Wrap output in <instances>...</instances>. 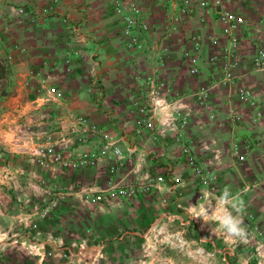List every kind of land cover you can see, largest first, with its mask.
<instances>
[{"label":"crops","instance_id":"obj_1","mask_svg":"<svg viewBox=\"0 0 264 264\" xmlns=\"http://www.w3.org/2000/svg\"><path fill=\"white\" fill-rule=\"evenodd\" d=\"M179 1L0 0L8 66L0 95V264H35L48 250L49 264H194L191 242L215 250L211 264H264V66L250 59L264 44V24L256 23L264 0H222L244 17L228 80L212 57L218 47L203 46L197 70L188 71L189 35H222L212 7L194 0L180 15ZM133 8L148 28L128 47L121 30ZM149 78L162 90L156 139L135 123ZM240 86L253 103L237 97ZM172 106L186 115L179 140L167 125ZM234 141L244 160L234 157ZM183 144L206 170L205 182L185 163ZM48 146L60 159L45 167L36 158H47ZM226 186L244 202L246 241L227 242L189 213L202 191L215 199ZM118 187L131 191L109 196Z\"/></svg>","mask_w":264,"mask_h":264},{"label":"built area","instance_id":"obj_2","mask_svg":"<svg viewBox=\"0 0 264 264\" xmlns=\"http://www.w3.org/2000/svg\"><path fill=\"white\" fill-rule=\"evenodd\" d=\"M200 6H210L213 8V10L216 13V20L218 22V28L219 32L221 33V36L215 35L213 33L208 32H196L189 35L188 40L190 43V47L193 51V53H186L187 59L190 62V67L188 71L190 73H194L198 68V52L203 46H209V47H218V51L213 54V58H216L218 60V67L220 72V77L222 80H228L232 76V70L234 66L236 65V49L237 45L239 43L238 41V29L239 27L244 23V17L243 15L231 9L228 7L225 3H223L222 0H197ZM194 0H180L176 6H173L177 8V13L180 15L188 13L194 5L192 3ZM141 13L138 9L133 8L129 13H126L123 15V25L121 33L125 38V43L128 47L135 46L138 44L139 30H146L148 28L147 22L143 20V18H140ZM177 17L175 15V12L173 13V17ZM62 20L67 23V20L65 17H62ZM256 23L258 25L263 26V19L261 17H258L256 19ZM251 59V65L253 67H263L264 66V44L257 45L254 47L253 52L250 55ZM146 88L145 93L142 95L140 100H136V110L138 113V116L135 118V123L137 127V131H139L141 128L148 129L149 136L153 139L157 138V129L154 126L153 123V108L155 105H161V99H162V90L159 87V82L156 79L149 78L148 80H145L143 82ZM205 91L200 90L197 93V97L199 101H203L205 98ZM236 95L239 99L248 101L250 103L254 102L252 91L247 88L240 86L238 87L236 91ZM260 103L264 104V97L261 98ZM258 102V101H257ZM170 115L169 119L167 120V125L170 127V129L174 128L177 129L175 131V139H180L183 132L181 131L183 129V126L186 124V115L183 113V111L178 106H172L170 109ZM87 126L93 130L102 132V128L97 126L93 122H88ZM180 148L184 154V160L185 163L188 164L191 168V171L193 174H195L201 182H205L209 176L206 172V170L201 166L198 161L195 154L192 152L191 148L183 144L180 145ZM111 153L119 154L118 150L114 147L111 149ZM232 153L234 157L237 160H244L245 159V153L240 150L239 144L234 141L232 142ZM42 155H46L47 158L43 159L41 157H37L36 160L43 163L45 167L50 165V161H57L59 160V154L56 152L52 147L48 146L45 147L42 152ZM116 168L115 164L109 165V170L114 171ZM262 178H264V170L262 171ZM157 180H160L161 177L157 176ZM130 188L127 187H118L113 190H109L107 193L109 196L114 195L116 193L120 194H129ZM101 197H103L102 194H94L90 197V199L93 201L99 200ZM159 232V230H158ZM175 239L177 241H183L181 234L178 233L175 235ZM230 249L224 250V256L225 254L229 253ZM214 249H207L203 245H196L193 247H190L189 253H192L198 257L201 258H209L210 255L214 254ZM69 252V250H68ZM67 252V253H68ZM63 255H67L64 252H62ZM51 255V250H48L44 252L40 258L39 261L35 264H49L48 262V256ZM260 255H258V258ZM224 259V257H223Z\"/></svg>","mask_w":264,"mask_h":264},{"label":"clouds","instance_id":"obj_3","mask_svg":"<svg viewBox=\"0 0 264 264\" xmlns=\"http://www.w3.org/2000/svg\"><path fill=\"white\" fill-rule=\"evenodd\" d=\"M212 201L215 206L209 214L207 206ZM243 206L244 202L239 198V194L233 195L231 188L226 186L215 199L206 191H202L201 199L196 205H190L189 213L192 218H202L205 224H214L210 231L214 235L220 232L227 242L246 241L248 233L242 218Z\"/></svg>","mask_w":264,"mask_h":264},{"label":"trees","instance_id":"obj_4","mask_svg":"<svg viewBox=\"0 0 264 264\" xmlns=\"http://www.w3.org/2000/svg\"><path fill=\"white\" fill-rule=\"evenodd\" d=\"M8 75V66L3 57L0 56V95L6 92L5 84Z\"/></svg>","mask_w":264,"mask_h":264},{"label":"rangeland","instance_id":"obj_5","mask_svg":"<svg viewBox=\"0 0 264 264\" xmlns=\"http://www.w3.org/2000/svg\"><path fill=\"white\" fill-rule=\"evenodd\" d=\"M263 22H264V19H263ZM162 241V243H165V240H160ZM193 244V246H196V245H199L198 243H194V242H191ZM191 246V247H193ZM188 258H189V261L192 262V263H197V264H211L213 263L214 261V258H215V255H210L209 258H201V257H198L192 253H189L188 254ZM229 262V260H228ZM231 262V261H230Z\"/></svg>","mask_w":264,"mask_h":264}]
</instances>
